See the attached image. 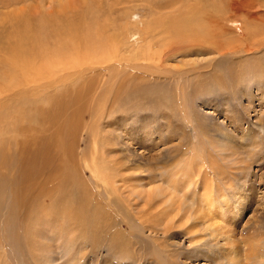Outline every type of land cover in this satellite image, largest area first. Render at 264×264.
Masks as SVG:
<instances>
[{
	"label": "rangeland",
	"instance_id": "obj_1",
	"mask_svg": "<svg viewBox=\"0 0 264 264\" xmlns=\"http://www.w3.org/2000/svg\"><path fill=\"white\" fill-rule=\"evenodd\" d=\"M29 21L72 28L48 37L47 53L61 41L67 50L85 45L89 25L114 49L97 47V70L72 79H59L73 71L63 66L35 82L13 78L5 60L23 48ZM101 54L113 61L103 64ZM125 73L130 86L150 84L153 92L124 95L117 106L96 100ZM76 84L88 110L63 138L66 168L53 166L46 172L58 168L55 179L43 184L63 189L68 181L76 194L61 196L62 210L52 212L35 193L25 214L13 205V183L23 180L16 160L45 140L59 141L63 116L74 108L54 109L56 119L48 110ZM4 147L12 153L10 165L0 164V264H264V0H0ZM74 199L93 212L72 208ZM26 218L34 222L29 239Z\"/></svg>",
	"mask_w": 264,
	"mask_h": 264
},
{
	"label": "bare ground",
	"instance_id": "obj_2",
	"mask_svg": "<svg viewBox=\"0 0 264 264\" xmlns=\"http://www.w3.org/2000/svg\"><path fill=\"white\" fill-rule=\"evenodd\" d=\"M168 4V2H167ZM165 4V5H167ZM194 17V16H193ZM192 18V17H191ZM167 19V18H166ZM187 19V18H186ZM177 20V19H176ZM188 20V19H187ZM173 21V20H172ZM175 21V20H174ZM163 26H167L169 27V25H164L166 22L162 23V20L160 21ZM50 23V22H49ZM48 21H44V22H38V25H33V23L27 22L25 23L24 28L22 29L21 32V39H23L22 41H24V39H26V42L23 46V48H19V51H16L15 54L11 57H8L5 61H6V71L10 72L14 77H22L23 74L26 75V77L30 80L29 82H35V81H39L42 79H45V77L49 74V72L57 67V66H63L66 68L72 69L73 71H69L66 75L61 76L59 79L62 78V80L67 79L68 77H70L71 74H75V75H79L81 73V75H83V71L87 68L91 69L92 72L96 71L97 68H92V57L94 55V53H99V49L98 48H102L103 50H107L109 48L112 49L113 44L111 43V41H106V37L101 36V34L98 31V34L96 35L94 32H92V27L91 25L88 26L89 30L87 29L88 34L86 35L85 38V45L84 44H75L71 47V50H67L69 47V43L61 41L57 43V47L53 48L52 50L49 51L48 53L45 50V45L47 38L51 36V38H53L52 36H66V35H70L71 33H73L72 28L68 27V26H61L60 23L58 24H49ZM91 23V22H90ZM168 23V22H167ZM174 22H172L173 24ZM180 21L178 22V24L176 23V25H179ZM87 24V23H86ZM156 24V23H155ZM183 25L185 26V24L183 23ZM160 25L157 24L156 27H158ZM174 26V25H173ZM23 27V26H22ZM163 28V27H162ZM170 28V27H169ZM160 29V28H159ZM179 29V28H178ZM184 29V28H183ZM152 32H154V29H151ZM169 29H167L166 31H168ZM174 30V29H173ZM181 30V29H180ZM156 31V30H155ZM181 32V31H180ZM184 32V31H183ZM197 32V31H196ZM182 34V33H180ZM96 35V36H94ZM79 36V35H78ZM180 36V35H179ZM183 36V35H182ZM57 37V38H58ZM61 40V39H60ZM83 41V40H82ZM106 41V43H105ZM108 42H110V45L108 47ZM52 43V42H51ZM88 43V44H87ZM115 45V44H114ZM86 47V49H85ZM98 47V48H97ZM109 52V51H108ZM144 52V51H143ZM169 52V51H168ZM145 53V52H144ZM152 53V52H151ZM143 54V53H142ZM178 54V53H177ZM102 58L101 60L103 61V64H106L105 62H110L114 57H111V54L107 55H103L101 54ZM148 55V54H147ZM158 55V54H157ZM115 56V54H114ZM118 56V55H117ZM132 58V57H131ZM169 58V57H168ZM116 60V59H115ZM113 61V60H112ZM118 61V60H117ZM152 61V60H150ZM158 62V61H157ZM55 63V64H54ZM91 64V66H90ZM102 65V64H101ZM106 66V65H105ZM149 66V65H148ZM153 66V65H152ZM98 67V66H97ZM108 67V66H107ZM112 67V66H110ZM147 67V66H146ZM5 69V68H4ZM102 67H100L99 70H101ZM106 69V68H105ZM111 69V68H110ZM109 69V70H110ZM136 69V68H135ZM138 69V67H137ZM104 70V69H103ZM114 70V68L112 69ZM151 70V69H150ZM116 71V70H115ZM114 71V72H115ZM154 72V71H153ZM112 73V71L110 72ZM116 73V72H115ZM16 74H18V76H16ZM95 74L97 75V73L95 72ZM136 74V73H135ZM32 75H34L32 77ZM74 75V76H75ZM111 75V74H109ZM108 75V76H109ZM128 75V73L123 74V79L121 82H119L115 88H113V86H108L105 87L104 90L106 89V95L105 97H100L99 94L103 91L98 92L96 100H100L103 101L104 99L107 101H109V98H111V104L112 105H118V103L120 104L123 101V96L124 95H129L130 97H137L138 98L140 96H144V95H148L150 93V90L153 92V88L150 89L148 87H151V85H140L137 84L136 81H134L133 85L130 86L129 83H132L131 80L129 78H127L126 76ZM139 75V76H138ZM141 75V76H140ZM164 75V74H163ZM179 75V74H178ZM87 76V75H86ZM85 76V77H86ZM117 75H115L116 77ZM131 79H132V75ZM138 76V77H137ZM137 78H141L143 77L142 74L138 73L137 71ZM25 77V78H26ZM80 77V76H79ZM94 75L91 76V79L84 84V86L87 87V89L90 90V88H88V85H90L91 83H93L94 80ZM111 77V76H110ZM126 77V78H125ZM178 77V76H177ZM11 78V77H10ZM26 78V79H27ZM71 78V77H70ZM96 78V77H95ZM106 78V77H105ZM72 79V78H71ZM112 79V77L110 78ZM152 79V78H151ZM150 79V80H151ZM15 81V79H14ZM67 81V80H65ZM83 82V81H81ZM109 82V81H108ZM110 82H112V80H110ZM41 83V82H38ZM78 83V82H77ZM95 83V81H94ZM116 83V82H115ZM44 84V83H43ZM182 85V84H181ZM79 86V87H78ZM167 86V85H166ZM156 87V86H155ZM40 85L37 84L35 87V90L39 89ZM158 89V88H156ZM74 94H72L69 97H61V96H56L53 98L54 101V105L51 106L48 110L49 114H51L55 119L57 118V113L55 112L57 109L59 110L60 114L65 113L64 111H67L68 108H70V106H73L74 108V112L72 114H68L66 113L65 116H63L66 120V122L62 125V127L60 128V136H59V141H54V139L52 138L49 140H45V142H47L46 144H44V141L41 142L42 140H40L41 144L37 145V148L34 151H29L27 152V150H24V154L23 156H20L17 158L16 162L19 165V169L21 171V174L23 175V180L19 181V180H15L14 181V189H13V194H14V199L13 205H17L19 207H21V210L24 211V213L26 214V210H25V202L28 201L30 199V196L33 197L34 194L36 193L37 196L38 195H43L45 197H47L48 202V206L47 208H49L48 210L55 212L59 209V207H61V205H63L64 203H62V200H59V198L61 196H63L64 194L71 192L72 195H75L76 193L74 192V189H71L72 185L70 186L69 182L67 181V183L64 185V188H60L59 186H56L54 188H49L48 186H44V183H47V181L51 178L55 179L56 177V173H57V169H54L52 171L46 172L48 170H50L53 166H58V167H64L66 168L64 165L65 161L69 162V159L66 160L68 157V154H66V151L68 149V146L66 144V142L63 141V138L67 137L70 138L73 134V131L71 130L73 127L76 128V126L79 125V123L81 122L79 119L78 114H80L82 112V110H86V106L85 104H83V100L86 102V91L83 89H80V84H76L74 86ZM157 91V90H155ZM41 92V91H40ZM151 92V93H152ZM169 94V93H168ZM41 95V94H40ZM93 96V95H92ZM95 96V95H94ZM89 97V95H88ZM87 97V98H88ZM126 97V96H125ZM94 98V99H95ZM89 99V98H88ZM167 100L170 98H166ZM93 100V98L91 99V101ZM107 101V102H108ZM124 102V101H123ZM103 103V102H102ZM102 103H99V107L102 106ZM105 103V102H104ZM103 103V104H104ZM110 103V102H109ZM79 104V105H77ZM90 104V103H89ZM186 103L183 102V104H181L180 106L183 109V113H186ZM92 105V104H91ZM107 105V104H106ZM170 105V102H169ZM168 105V106H169ZM95 106V104H94ZM92 106V107H94ZM105 106V105H104ZM91 107V106H90ZM104 108V107H103ZM109 108V105H108ZM113 107H111L112 109ZM191 109V108H190ZM88 110V109H87ZM86 110V111H87ZM94 110V109H93ZM97 110V109H96ZM100 110V109H99ZM70 111V110H69ZM73 111V109H72ZM108 112V111H107ZM89 113V112H88ZM59 114V113H58ZM106 114V113H105ZM60 117V115H58ZM78 116V117H77ZM95 116V115H94ZM102 117V115H100ZM98 117V116H97ZM99 119V118H98ZM104 119V117H103ZM97 121V120H96ZM94 123V122H93ZM96 123V122H95ZM94 123V124H95ZM94 128V127H93ZM92 128V129H93ZM91 130V129H90ZM94 130V129H93ZM64 134H67L66 136H63ZM92 134V133H91ZM94 137V136H93ZM35 142H36V138ZM33 140V143H35ZM59 143H63V147H59ZM36 144V143H35ZM51 149H54L53 151H58L55 155H53V151ZM65 153V157L63 156V159L60 161H56L54 159V157L56 158V156L61 154L60 151H62ZM18 152V151H17ZM12 153V152H11ZM11 153H7L5 150V147L0 150V164L4 165H10L9 161H7V159L9 157H11ZM29 153V154H28ZM70 153V150L68 149V152ZM18 156V155H17ZM54 156V157H53ZM70 156V155H69ZM61 158V157H60ZM6 165V166H7ZM48 165V167H46ZM69 165V164H68ZM70 166V165H69ZM5 168V167H4ZM8 168V167H7ZM16 168V167H15ZM9 169V168H8ZM5 169V170H8ZM16 171V170H15ZM68 171V170H67ZM67 171L65 173H67ZM15 175V174H14ZM19 175V174H16ZM39 176H42L38 179ZM17 177V176H16ZM19 177V176H18ZM32 177H36L37 180H34ZM14 178V177H12ZM11 178V179H12ZM22 178V177H21ZM1 179V178H0ZM10 179V180H11ZM17 179V178H16ZM1 182V181H0ZM69 185V186H68ZM68 186V187H67ZM67 188V189H66ZM58 192L57 197L55 196V193ZM35 194V195H36ZM51 196V200H49L48 196ZM150 196V195H149ZM36 197V196H35ZM75 197V196H74ZM79 198V197H78ZM82 198V196H81ZM84 198V197H83ZM35 199V198H34ZM71 200V199H70ZM82 200V199H81ZM45 201V200H44ZM61 201V202H60ZM79 203L77 204L76 199H74V206H72V208L74 209H79V211H87L92 213L93 211L91 210V208L89 207V209L85 208V207H81L79 206V204H83L80 199L78 200ZM87 201L89 202V200L87 199ZM33 201H31L32 203ZM72 202V200H71ZM69 203H67L68 205ZM87 204V203H86ZM33 207L35 204H32ZM45 205V204H44ZM43 204L41 205V208L43 209ZM76 206V208H75ZM45 208V207H44ZM47 208L45 209L47 211ZM63 207H61L62 210ZM40 209V205L39 208ZM70 209V208H69ZM44 211V210H42ZM78 211V212H79ZM92 211V212H91ZM86 212V213H87ZM21 213V212H20ZM85 213V212H83ZM22 214V213H21ZM80 214V213H78ZM35 215V214H34ZM99 215L100 213L97 215L98 219H99ZM21 216V215H20ZM76 216V215H75ZM79 216V215H78ZM86 216V215H85ZM102 216V215H101ZM100 216V217H101ZM25 217V215H24ZM22 217L21 220L24 218ZM27 217V216H26ZM84 217V216H83ZM20 218V217H18ZM38 218V217H37ZM102 218V217H101ZM100 218V219H101ZM27 219V218H26ZM25 219V220H26ZM104 219V217L102 218ZM25 220H23V223H26L28 225V227L24 228L23 226V233H24V237L25 239H29L31 237V235L33 234V219H30L25 222ZM29 242V241H28ZM27 242V243H28ZM29 244V243H28ZM256 253V252H255ZM258 257V255H256Z\"/></svg>",
	"mask_w": 264,
	"mask_h": 264
}]
</instances>
